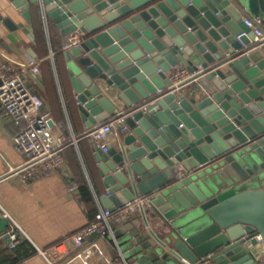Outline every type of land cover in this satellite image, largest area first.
<instances>
[{
    "label": "water",
    "instance_id": "95a60500",
    "mask_svg": "<svg viewBox=\"0 0 264 264\" xmlns=\"http://www.w3.org/2000/svg\"><path fill=\"white\" fill-rule=\"evenodd\" d=\"M9 1L72 34L65 56L85 127L110 117L103 92L122 105L132 134L95 148L97 197L115 211L140 193L159 227L133 216L144 226L119 246L127 264H264V47L244 23L264 33V0ZM176 66L201 69L167 93ZM255 233L260 255L247 246Z\"/></svg>",
    "mask_w": 264,
    "mask_h": 264
},
{
    "label": "crops",
    "instance_id": "0c3cea01",
    "mask_svg": "<svg viewBox=\"0 0 264 264\" xmlns=\"http://www.w3.org/2000/svg\"><path fill=\"white\" fill-rule=\"evenodd\" d=\"M5 17L14 24L12 27L4 21ZM71 39L72 34L62 37L38 13H31L28 21L9 0H0V56L19 69L27 87L42 99L40 111L48 113L49 124L68 138L90 128L84 126L79 116L70 86V61L65 53ZM262 47L264 42L255 49ZM31 60L37 61L38 72L26 66ZM103 97L110 117L118 114L121 103L105 92ZM19 129L20 124L9 120L0 106V177L10 164L21 163L25 158L13 143V136ZM116 141L111 143L116 144ZM94 150L93 142L83 136L65 147L64 163L60 168L28 179L13 174L0 178V253L7 256H0V264H11L12 257L22 259L19 260L21 264H45L36 255V246L46 247L89 222L80 198V186L85 184L88 187L91 203L98 209L101 204L97 196L103 190ZM151 223L154 230H159L157 219ZM15 225L27 243L18 240L14 246L9 244L6 235ZM130 225L139 231L142 224L133 217L112 229L117 245L109 237L100 240L102 252L106 253L111 264H127L125 254L119 250V236L122 234L125 240L128 232L134 234ZM92 237H87L86 241ZM109 245L114 251L109 250ZM70 252L67 256L73 254Z\"/></svg>",
    "mask_w": 264,
    "mask_h": 264
},
{
    "label": "built area",
    "instance_id": "2783aa9c",
    "mask_svg": "<svg viewBox=\"0 0 264 264\" xmlns=\"http://www.w3.org/2000/svg\"><path fill=\"white\" fill-rule=\"evenodd\" d=\"M246 25L251 26L254 36L253 41L264 42V33L260 27L253 24L248 18L244 19ZM72 38L69 46L74 45ZM32 71L38 72L37 61L31 60L26 64ZM198 69L189 71L185 66H176L167 71L170 81L168 92L179 94L188 89L198 79ZM0 106L3 107L7 118L20 124L19 131L13 136V143L17 150L25 154L21 163L10 164L6 173L16 175L20 179L33 178L48 170L60 168L64 163V149L68 144L76 143L83 136L88 137L94 148L99 147L103 151L107 149L112 141H122L125 135H131L130 127L125 116L118 114L101 121L79 135L65 137L48 122V113L41 112L42 99L27 87L25 80L18 68L14 67L8 60L0 56ZM147 202L142 194L135 195L134 199L128 200L115 211L100 207L95 217L75 231L65 234V237L47 245L46 247H35V253L45 264H111L106 253L102 252L100 240L111 238L116 243L112 224L114 221H126L142 210L140 215L148 230L154 227L147 214ZM18 226L9 229L6 237L9 244L14 246L22 238ZM93 236L90 240L86 238ZM256 242L247 241L248 248L254 250L256 255L262 252V236L255 233ZM69 251H74L68 255ZM14 264H21L17 262ZM205 264V263H202Z\"/></svg>",
    "mask_w": 264,
    "mask_h": 264
},
{
    "label": "trees",
    "instance_id": "16d2710c",
    "mask_svg": "<svg viewBox=\"0 0 264 264\" xmlns=\"http://www.w3.org/2000/svg\"><path fill=\"white\" fill-rule=\"evenodd\" d=\"M80 196H81L80 198H81L82 204H84L86 208V214L89 218L88 221H91L95 217L94 215L98 212V208L94 204L91 203L92 197L90 196L89 189L85 184L80 186ZM121 223H122V220L114 221L112 224V227L115 228L119 226ZM19 240H22L21 241L22 244L27 243L26 239L20 238ZM0 256L5 257L6 254L0 253ZM11 260H13L11 264H14V263L20 262L19 260H22V259H19L17 257H12Z\"/></svg>",
    "mask_w": 264,
    "mask_h": 264
},
{
    "label": "rangeland",
    "instance_id": "374dc122",
    "mask_svg": "<svg viewBox=\"0 0 264 264\" xmlns=\"http://www.w3.org/2000/svg\"><path fill=\"white\" fill-rule=\"evenodd\" d=\"M128 226V225H127ZM143 226L144 225H140V228H142L143 229ZM124 227H126V224H125V226ZM130 227L132 228V226L130 225ZM133 232H134V234L135 233H137V230H135V229H131ZM117 231V230H116ZM123 237V238H122ZM119 240H120V247H121V251H123L124 252V248H125V246H126V243L125 242H123V240H124V236L121 234V236H119ZM110 246V245H109ZM109 250H112V251H114L113 249H112V247L110 246L109 247ZM72 252H74V251H72ZM72 252H70V253H72ZM69 253V254H70ZM111 253V252H110Z\"/></svg>",
    "mask_w": 264,
    "mask_h": 264
}]
</instances>
